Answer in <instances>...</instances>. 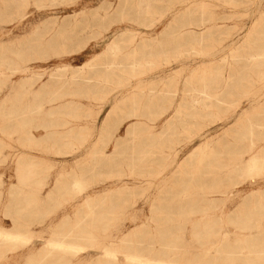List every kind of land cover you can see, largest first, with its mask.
<instances>
[{
  "label": "rangeland",
  "instance_id": "rangeland-1",
  "mask_svg": "<svg viewBox=\"0 0 264 264\" xmlns=\"http://www.w3.org/2000/svg\"><path fill=\"white\" fill-rule=\"evenodd\" d=\"M0 102V264H264V0H0Z\"/></svg>",
  "mask_w": 264,
  "mask_h": 264
},
{
  "label": "bare ground",
  "instance_id": "bare-ground-1",
  "mask_svg": "<svg viewBox=\"0 0 264 264\" xmlns=\"http://www.w3.org/2000/svg\"><path fill=\"white\" fill-rule=\"evenodd\" d=\"M257 82H262V80H258ZM0 104H3V102H0ZM254 145H255L254 142H250L248 144V147L241 156L240 155L234 156L231 157V159H229V162L226 166L229 169V173L227 174L244 172V174L246 175H252L255 173H259L263 169L264 154L262 152L256 153L254 149ZM117 147L118 145L116 144L115 149ZM248 153H249V157H245L244 154H248ZM31 241H32V237L27 235H23L20 233H12V232L5 233L3 231H0V242H4L5 244L8 245L28 244ZM45 245L51 251L65 252L70 255H76L79 251H82V249H84L77 243L60 241L56 239L55 240L50 239L45 243ZM101 257L109 260L113 264H120L118 263L120 257L119 253L112 247H109L104 251H102ZM120 258L127 261L128 264H190V263H174L171 260H168L167 258H163V257H154L150 255L142 256L128 252L121 254Z\"/></svg>",
  "mask_w": 264,
  "mask_h": 264
}]
</instances>
